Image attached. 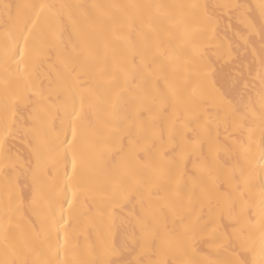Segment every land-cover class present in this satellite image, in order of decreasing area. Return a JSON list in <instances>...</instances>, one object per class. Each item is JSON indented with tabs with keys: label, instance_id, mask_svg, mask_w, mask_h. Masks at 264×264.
I'll return each mask as SVG.
<instances>
[{
	"label": "bare ground",
	"instance_id": "bare-ground-1",
	"mask_svg": "<svg viewBox=\"0 0 264 264\" xmlns=\"http://www.w3.org/2000/svg\"><path fill=\"white\" fill-rule=\"evenodd\" d=\"M260 2L0 0V123L7 97L16 259H253L241 243L259 237L249 202L259 204L264 184ZM6 4L55 6L16 60L5 55L15 37ZM128 5L153 7H112ZM69 86L80 111L75 172L65 143ZM5 184L0 170V260ZM153 236L160 239L146 243Z\"/></svg>",
	"mask_w": 264,
	"mask_h": 264
},
{
	"label": "snow or ice",
	"instance_id": "snow-or-ice-1",
	"mask_svg": "<svg viewBox=\"0 0 264 264\" xmlns=\"http://www.w3.org/2000/svg\"><path fill=\"white\" fill-rule=\"evenodd\" d=\"M55 6L47 4H6L5 16L8 21L11 22L15 37L13 39V50L5 51V55L8 56L11 54V59L16 60V57L19 56L23 58L25 49L28 47L30 42L34 39V29L37 26V22L43 18V15L46 11L51 12ZM69 7H79V6H68L61 5L60 8H69ZM112 7H127V8H151L152 5H128V6H112ZM161 7V6H157ZM191 7H198L197 5H192ZM231 7V6H230ZM236 8H242V5H235ZM260 10V19L261 26L260 31L262 36H264V0H261L258 5ZM251 29H255V25L250 24ZM260 80H261V102L262 107H264V48L260 50ZM212 87L215 88V84H212ZM247 87V84H245ZM69 100L66 102L67 114H68V127L71 132L72 139L65 140V143L68 145V153L71 155V165L72 171L75 172L77 166V154L73 150V141L77 139V121L80 117V111L77 107L75 93L71 86L68 88ZM15 103V100L13 101ZM225 103H229L225 100ZM10 104L6 97L4 103V116L3 121L0 123V170H5L6 184H5V194L7 196V205L5 212V221L2 226V235L5 243V258L0 260V264H64L58 258L55 260H33L29 262L28 260L20 261L15 257L18 256V252L15 246L10 244V237L12 235L13 229L18 228L19 225L16 224L13 215H10L11 206L15 203L17 194L15 191V186L7 179L8 172L6 171L13 166L11 156L7 151L8 140L12 137L14 133V121L11 120L10 116ZM245 153V159H247V147L243 149ZM259 161H264V114L261 115V144L259 150ZM241 167V174L243 175V165ZM67 175V173H66ZM68 179L71 180L72 177L68 176ZM109 179L113 182H119L118 174H109ZM38 189L34 188L33 196L34 198L38 195ZM75 195V193H73ZM71 202L69 201V204ZM256 207L257 214L260 217V229L258 239L253 237H248L241 243V247L246 251L253 253L252 260H238L234 261L231 259H223L218 261H212L210 264H264V184L261 185L260 199L258 205H253L249 202V208ZM211 211V210H210ZM156 239H160L158 236H153L152 240L146 241V243H151ZM56 249L57 256L59 254V240L55 241L52 245ZM258 254V259L256 258ZM91 264H97L96 261H92ZM100 264H116L113 261H102ZM181 264H200V262H181Z\"/></svg>",
	"mask_w": 264,
	"mask_h": 264
}]
</instances>
